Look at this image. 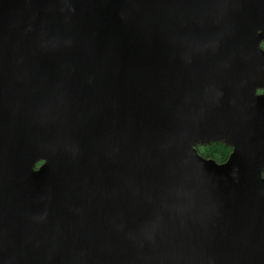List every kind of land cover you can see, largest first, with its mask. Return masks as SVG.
I'll return each mask as SVG.
<instances>
[{"label":"water","instance_id":"1","mask_svg":"<svg viewBox=\"0 0 264 264\" xmlns=\"http://www.w3.org/2000/svg\"><path fill=\"white\" fill-rule=\"evenodd\" d=\"M263 41L264 0H0V264H264Z\"/></svg>","mask_w":264,"mask_h":264},{"label":"trees","instance_id":"2","mask_svg":"<svg viewBox=\"0 0 264 264\" xmlns=\"http://www.w3.org/2000/svg\"><path fill=\"white\" fill-rule=\"evenodd\" d=\"M199 150H201L202 155L206 158H213L218 162L225 161L230 152V148L225 147L220 143H212L207 147L200 148Z\"/></svg>","mask_w":264,"mask_h":264},{"label":"flooded vegetation","instance_id":"3","mask_svg":"<svg viewBox=\"0 0 264 264\" xmlns=\"http://www.w3.org/2000/svg\"><path fill=\"white\" fill-rule=\"evenodd\" d=\"M264 41L261 43V48L264 50ZM257 94H264V90H258L257 91ZM218 143V142H217ZM212 144V143H211ZM221 144V143H220ZM210 145V144H209ZM209 145H206V146H197L196 147V151H197V153L201 156V157H203V158H205V159H211V160H213V161H215L216 163H218V164H221V163H224L226 160H227V158H228V156L230 155V153H231V148L230 147H228V148H230V152H229V154H228V156H227V158H226V160L225 161H220V162H218V161H216V160H214L213 158H206L204 155H202V152H201V150H199L200 148H204V147H207V146H209ZM223 145V144H222ZM223 146H225V145H223ZM225 147H227V146H225ZM43 164V162H39V163H37L36 165H35V167H34V170H37L41 165Z\"/></svg>","mask_w":264,"mask_h":264}]
</instances>
